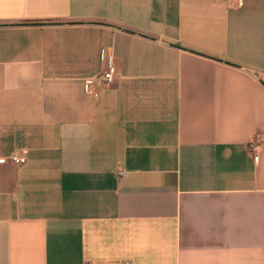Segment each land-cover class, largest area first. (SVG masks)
I'll use <instances>...</instances> for the list:
<instances>
[{
  "label": "crops",
  "instance_id": "0c3cea01",
  "mask_svg": "<svg viewBox=\"0 0 264 264\" xmlns=\"http://www.w3.org/2000/svg\"><path fill=\"white\" fill-rule=\"evenodd\" d=\"M0 264H264V0H0Z\"/></svg>",
  "mask_w": 264,
  "mask_h": 264
},
{
  "label": "built area",
  "instance_id": "2783aa9c",
  "mask_svg": "<svg viewBox=\"0 0 264 264\" xmlns=\"http://www.w3.org/2000/svg\"><path fill=\"white\" fill-rule=\"evenodd\" d=\"M117 73V67L115 65V62L112 57L109 58L108 62V69L107 71L102 75L101 82L102 83H111L114 80V77ZM256 149V147H254ZM11 161L16 165H25L27 163V160L25 157L20 156L18 154H14L11 156Z\"/></svg>",
  "mask_w": 264,
  "mask_h": 264
},
{
  "label": "bare ground",
  "instance_id": "6f19581e",
  "mask_svg": "<svg viewBox=\"0 0 264 264\" xmlns=\"http://www.w3.org/2000/svg\"><path fill=\"white\" fill-rule=\"evenodd\" d=\"M115 65H116V64H115ZM116 67H117V66H116ZM107 69H108V68H107ZM117 74H118V69H117V73H116V75H117ZM116 75H115V77H116ZM115 77H114V79H115ZM113 81H114V80H113ZM113 81H112V82H113ZM112 82H111V83H112ZM103 84H105V83H103ZM107 84H110V83H107Z\"/></svg>",
  "mask_w": 264,
  "mask_h": 264
}]
</instances>
